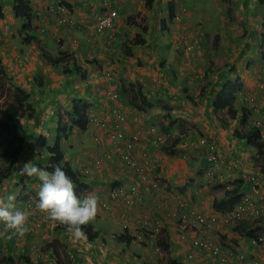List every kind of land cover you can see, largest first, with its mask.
Wrapping results in <instances>:
<instances>
[{
  "label": "crops",
  "instance_id": "obj_1",
  "mask_svg": "<svg viewBox=\"0 0 264 264\" xmlns=\"http://www.w3.org/2000/svg\"><path fill=\"white\" fill-rule=\"evenodd\" d=\"M55 1L29 0L31 32L40 39V47H37L22 41L20 27L24 20L14 15L12 0H0V66L9 81L31 96L27 102L37 103V111L32 113L35 114L33 121L28 120L27 126H22L25 134L29 138L34 135L49 137L51 144L46 146H52L59 133L58 126L63 123L62 111L66 109L71 113L74 106L80 105L78 100L90 104L93 112L111 122L105 102V91L109 90L103 88L111 90L113 83L108 78L113 75L119 88L137 87L132 107L125 106L127 134L141 136V150L134 148L133 156L137 159L146 151L150 166L156 167L153 174L156 177L152 182L143 183L118 158L106 159L111 152V142L101 133L106 129L89 132V136L99 132L104 136L96 144L90 137V140L83 137L92 129L90 125L83 132L75 124L68 125L69 134L60 139L64 154L61 164L67 162L78 171L89 164L92 155H100L102 160L105 156V164L100 168L90 166L89 172L81 178L80 193L87 191L103 198L105 186L112 183L126 188L134 186L139 196L131 208L111 204L110 212L105 213V210L97 214L89 223L96 237L75 241L66 226L50 220L38 208L39 181L20 174V167L28 161L42 169L53 164L52 156L43 145L23 143L24 140L10 175L0 185V194L15 195L16 209L28 214V231L19 236L11 230L6 231L4 223L0 222V264H79L83 258H91L94 262L101 260L103 264H164L171 259L179 264H208L213 258L204 251H200L201 258L198 251L195 258L193 255L188 259L192 251L189 239L201 237L207 230L202 232L200 225L193 224L186 232L187 239L180 240L176 229V204L180 200L188 202L179 193L190 188L189 193L193 195L188 203L190 208L206 216L235 204L231 206V201L225 200L224 191L219 193L218 189L224 187L212 191L211 185L202 191L200 185L204 182L198 172L208 156L204 155V160L199 153L205 149L197 143L199 136H208L215 142L220 158L214 161L215 171L224 180L236 182L230 188L240 186L236 194L264 198L263 177L256 169L261 159L256 158L255 147L248 144L244 136V131L254 125L253 120H264V92L256 87V80L264 83V0H151L149 4L146 0H118V18L113 28L103 35L93 29L98 16L108 9L102 8L100 1L64 0L73 16L67 28L60 26L49 10ZM53 31L69 42L73 38L77 40L62 53L47 46L53 41ZM137 38L144 39L143 43H135ZM187 40L194 42L193 49L181 46ZM254 41L258 43L256 49ZM140 50L137 54L140 61L135 63L136 52ZM43 51L48 53L51 63L46 61ZM64 54L74 60L62 58ZM233 80L238 87L252 89L251 93L260 103L259 111L248 116L241 129L239 114L227 125H222L211 108L222 87ZM233 107L236 108V104ZM70 116L74 122L75 116ZM158 124L164 127L173 143L168 150L151 145L153 135L148 127ZM77 129L82 134L79 142L73 143V133ZM186 130L188 138H179ZM71 143L72 150H65L64 146ZM181 151H190L192 163L181 158ZM224 180H216L213 184H222ZM251 183L257 185L259 194L252 190ZM144 213L160 217L162 221L156 242L165 250V258H160L147 244L145 236L149 231L137 229L135 220L131 221L135 215ZM261 215L247 213L235 226L217 223L222 240L239 244L234 246V251L225 249L230 264H264V244L254 243L249 235L256 228H264ZM124 225L128 228L124 232L126 235L121 236ZM209 235L206 237L218 242V234L217 237ZM50 243L56 244L60 257H56ZM68 251L76 260L68 258Z\"/></svg>",
  "mask_w": 264,
  "mask_h": 264
},
{
  "label": "built area",
  "instance_id": "obj_2",
  "mask_svg": "<svg viewBox=\"0 0 264 264\" xmlns=\"http://www.w3.org/2000/svg\"><path fill=\"white\" fill-rule=\"evenodd\" d=\"M102 2L105 6L108 7L107 12L103 13L98 17V20L95 25V30L99 34L110 30L115 23V20L118 17V10L116 6H113V0H98ZM51 6H49L50 12L54 15L55 20L59 24H67L71 20V12L68 7L62 4L61 0H56ZM264 71V69H263ZM112 80V77L108 78ZM260 90L264 92V83L260 82L258 84ZM112 100L118 98L116 91H112L110 94ZM237 98L244 104H249L252 112L258 110V102L252 94L239 90L237 92ZM111 113L114 117L113 124L114 128L109 131L108 136L114 145L117 160L124 164L129 171H131L134 176L138 177L139 180L143 183L147 182L149 179L148 167L150 166L151 160L148 159L147 152H140V156L134 157L133 150L134 148L141 150V137L137 133L127 134V124H126V115L125 113L117 106L111 108ZM95 123L100 126H104V123L98 122ZM256 126L260 128L262 133V141L264 143V120H257ZM94 140L98 139V136L93 137ZM200 144L204 146L208 151V161H215L216 155L214 154L215 146L213 143L208 142V140L200 139ZM165 143V137L162 134H156L151 141L153 147H159ZM141 157L144 159L142 160ZM103 164L101 157H95L89 161L88 166H94L100 168ZM88 166H86L83 172H87ZM154 167V165H153ZM206 175L211 174V168L207 167L204 169ZM254 180V178H251ZM149 182V181H148ZM253 191H257L255 187L252 186ZM84 197V196H83ZM82 197V198H83ZM137 199V192L134 186L126 188L120 185H110L106 191V196L99 200L98 213L110 211L111 204L118 203L122 207L131 206ZM176 229L179 233L180 239L185 240L186 232L189 231V228L193 224L202 225L204 227L210 228L217 223L233 226L236 225L247 213H264V204L257 205L256 201L251 195L244 194L242 195L235 204L223 211L216 212L212 215L206 216L198 211H195L190 208L188 202L180 200L176 204ZM97 213V214H98ZM138 228L145 229L149 231L148 240L149 243L153 246L154 252L157 254H162L163 251L161 247L156 242V237L162 229V221L157 217H144L136 220ZM127 226V225H124ZM252 241L254 243L264 244V233L255 234ZM192 251L187 255L188 259H192L194 255V250L206 252L213 260L208 264H230L229 255L222 250L221 245L209 238H193L189 239ZM72 256V255H70ZM80 264H103L101 260L91 261L89 258H83L82 263Z\"/></svg>",
  "mask_w": 264,
  "mask_h": 264
},
{
  "label": "clouds",
  "instance_id": "obj_3",
  "mask_svg": "<svg viewBox=\"0 0 264 264\" xmlns=\"http://www.w3.org/2000/svg\"><path fill=\"white\" fill-rule=\"evenodd\" d=\"M61 2H62V0H61ZM101 4H102V8L105 7V5L102 2H101ZM113 6H116L117 10H119L118 0H113ZM107 10L108 9H106L105 11L107 12ZM70 12H71V10H70ZM103 13H105V12H103ZM103 13H101L99 16H101ZM118 15H119V12H118ZM71 20H73L72 13H71ZM97 20H98V18L93 23V29L94 30H95V25H96ZM108 31H106V32H108ZM95 32H96V30H95ZM106 32H104L103 34H105ZM110 33H112V32H110ZM97 34L103 35V34H99V33H97ZM73 41H76V39L73 38ZM187 48H191V45L188 44ZM89 57L93 58V56H89ZM262 60L264 61V57L262 58ZM262 69H264V65H263ZM113 80H114V77L112 76V81ZM233 81H235V80H233ZM259 83L260 82H258V81L256 82V87H258ZM239 90L247 92L249 94H252L253 96H254V93H251L252 91H250L249 89H245V88L238 87V86L234 90V93H233V106H234V104H238V103L241 104V107H240L241 113L239 115V118H241L243 108L245 109L247 115L250 118V116L255 115L259 111L260 103L256 99L259 107H258V110L256 112H252L249 104H244L237 98V92ZM112 91H116L118 94V98L116 100H112L110 98V94ZM106 95H107L106 96V102H108V114H109V116L112 117L111 122L106 120V118L104 116L99 115L100 117L96 118V117L90 115L89 111H91L92 113H94V112H93V110H89L88 108L85 110V113L87 116V127H88V125H90V126L94 125L92 127H94L96 129L95 131L106 129V132H104V133L107 135V134H109V127H111V129L114 128V124H113L114 117L111 113V108L113 106H117L123 112H124V110L119 105L120 93L117 90H110L109 92H107ZM79 106H82V105H79ZM235 109L237 111V114H239L237 108H235ZM70 114H72V112ZM125 115L127 118L126 113H125ZM64 116L65 115H62V120H63ZM97 120H99L98 122L104 123L105 125L104 126H100L99 124L97 125L95 123ZM63 121H64L63 123L65 124V119ZM256 122H257V120H255V121L253 120L254 125H252L251 127L255 126L257 129H259L260 137H262L261 130L259 127L256 126ZM73 124H74V122H73ZM126 124H127V120H126ZM68 127H70V126H68ZM92 127H90V128H92ZM95 131H93V132H95ZM99 133H94L90 137L91 140L93 142H95L96 144H98L99 140L101 139V134H99ZM96 135L98 136V139L94 140L93 137ZM108 139L110 140L109 136H108ZM110 142L112 143L111 140H110ZM208 142H210V141L208 140ZM211 143H213V142H211ZM42 145L44 146L45 149L47 147H51V146H46V144L44 143V140H43ZM199 145L202 146L200 144V142H199ZM52 146H53V144H52ZM214 146H215V150H214V154H215L217 152V148H216L215 144H214ZM202 147L205 148L204 146H202ZM114 150H115V148H114ZM206 151L209 153V151L207 149H206ZM46 152H47V149H46ZM49 155H51V154H49ZM115 156H116V152H115ZM95 157H101V156L92 155L90 157L89 161L94 159ZM89 161L87 163H89ZM46 166H48V165H46ZM86 166H88V165H86ZM84 168L82 170H78V171L76 170V173L78 174V184L74 183L72 181V179L68 176V174L59 165H57L54 168V170L48 171V170L40 168L37 164L33 163L32 161H28V162L24 163L23 166L20 167V170H19L21 175H26L28 177H35L39 181L38 204H37L38 208L41 211L45 212L47 214V217L50 220L57 222L60 225L66 226L68 232L71 233L72 239L75 241H81V240L86 241L87 240L86 233L83 231V226L89 224L90 222H92L96 218L97 213H98V207H99L98 195H96L95 193L87 192V191L82 192V193H80V190H79V192L75 191L77 186L82 185L81 178H84L86 176V174L89 172V170L87 172H83ZM89 168H90V166H88V169ZM251 181H253V180L251 179ZM242 195H244V194H242ZM138 198H139V196H137V199ZM15 199H16V197L14 194H9L7 192L4 194H0V222L4 223L6 231L11 230V232L13 234L23 236L28 231V227H27L28 214L24 211L16 209V206L14 203ZM108 212H110V211H107L105 213H108ZM139 219H141V218H139ZM135 224H136V220H135ZM137 226H136V228H137ZM127 228H128V226H121V230L123 231L121 233L122 234L121 236L126 235L124 232L127 231ZM141 230H143V229H141ZM147 234L149 235V233H147ZM145 237H146L147 244L154 251L153 246L149 243L148 236L146 235ZM158 245L161 247L160 244H158ZM162 251H165V250H162ZM70 255H72V256H70ZM157 255H159V254H157ZM68 258H70V259L73 258V260H76V259H74L75 257L73 255V253H71L70 251H68ZM161 258H163V257H161ZM89 259L91 260V258H89ZM79 264H80V262H79Z\"/></svg>",
  "mask_w": 264,
  "mask_h": 264
},
{
  "label": "rangeland",
  "instance_id": "obj_4",
  "mask_svg": "<svg viewBox=\"0 0 264 264\" xmlns=\"http://www.w3.org/2000/svg\"><path fill=\"white\" fill-rule=\"evenodd\" d=\"M62 1H64V0H62ZM94 1V0H93ZM54 4H56V3H54ZM70 9V8H69ZM101 10V9H100ZM99 10V11H100ZM72 13V12H71ZM203 19H204V17H203ZM73 22V20H70L67 24H61L60 26H62V27H64V28H67V27H69V26H71V23ZM66 25V26H65ZM31 34L32 35H35L36 33H34V32H31ZM51 39L53 40L52 41V43L49 41L48 42V44H47V46L48 47H55V50H60V51H62V53H65V51H67V50H69L70 49V43L71 44H73V43H75V42H73V39L71 40V42H69V39H67V38H64L63 36H61L60 34H57V33H55V31H53V35H52V37H51ZM77 40V39H76ZM254 44H252L251 45V47L253 46V48L254 49H256V45H258V43H256V41H254L253 42ZM188 44H190L191 45V48L190 49H193L194 47H195V44H194V42L192 41V42H189L188 40H187V43H185V44H182L181 46H183V47H186ZM145 45V44H144ZM250 47V48H251ZM69 53H71L72 54V51H69ZM139 53H141V50L139 51V52H136V57L134 58L135 60V63H137L138 61H140V58L139 57H137V54H139ZM61 56V55H60ZM68 55L67 54H64L63 56H62V58H64L65 57V59L66 60H74V58L73 57H67ZM67 57V58H66ZM225 62L226 61H224V60H221V63H223V64H225ZM59 65H61V64H59ZM209 66V65H208ZM58 68L59 69H62V67L61 66H58ZM231 75V74H230ZM113 76V75H112ZM114 77V80L112 81V83H113V85H111V90H117L119 93H120V102H119V105L121 106V108L124 110V112H125V106H131L132 107V100H133V98L135 97V90H137V87H130V86H128V87H125V88H123V87H121V88H119V84H117V83H119L118 81H117V79H116V77L115 76H113ZM197 79V78H196ZM258 79V78H257ZM10 79L5 75V81L4 82H2V83H0V118L3 116V114H2V112L1 111H3L4 110V106H5V103H8V102H11V101H13V90L10 88V86H9V84L8 83H12V81H9ZM256 81H258V80H256ZM258 82H262V81H258ZM12 84H14V83H12ZM255 84V83H254ZM144 87H145V85H144ZM104 89V91L105 90H109L110 91V89H109V87L107 88V89H105V88H103ZM246 89V88H245ZM251 91V90H250ZM105 93H107V91H105ZM29 96V95H28ZM31 98V96H29V98L27 99L28 101H29V99ZM80 105H82V106H84V108H86L87 106H88V109L89 110H92L93 109V106H91L90 104H88V103H84V102H82L81 100H78L77 101ZM106 102V101H105ZM29 103H31V102H29ZM107 103V105H108V102H106ZM32 104V103H31ZM37 105V103H34V105L32 104V108L33 109H23V112H22V114H21V118L19 119V122H20V124L23 126V127H25V126H27V121L28 120H31V121H33V117L35 116V114H32V113H36V108H35V106ZM134 105L135 106H137L135 103H134ZM236 108H237V110H238V112H239V115H240V107H241V104L240 103H238V104H236ZM138 108H141V107H138ZM65 111H62V115H65L64 117H63V120L65 119V124L67 125V127H68V125H73V122H72V118H71V116H69L70 115V113L69 112H67L66 111V109H64ZM28 114H32V117L30 118L29 116H27ZM89 114L90 115H92V116H94V117H96V118H98V117H100L99 115H97L95 112L94 113H92L91 111H89ZM94 114V115H93ZM35 121H36V119H35ZM64 122V121H63ZM92 126H94V125H91V127ZM153 126V125H152ZM96 129L94 128V127H92V129L91 130H88V133H85L84 134V136L83 137H86L87 138V140L89 139L90 140V138L89 137H91V135L89 136V132H91V131H95ZM148 130H150V131H152V135L153 136H151V139L152 138H154V136L156 135V134H162L164 137H165V143L164 144H162L161 146H159V147H162L163 149H169V148H172V146H173V143L170 141V138H168L167 137V135H166V131L164 130V127H162V126H160V124H158V125H156V126H153V127H148ZM188 130H186L185 132H183L182 133V136H179V138H181V137H183V138H188V136H189V133L187 132ZM104 132H106V131H104ZM103 131L101 132V133H104ZM25 134V131H24V129L22 128V129H20V128H14V129H11V131H6V130H3V129H0V164L1 165H3L4 163L6 164V162H7V160L9 159L8 158V156H13L14 155V153H15V151L17 150V149H19V150H17L18 151V155L20 154V150H22V148H21V146H22V144L23 143H26L27 141H28V143H30V142H33V143H37L39 146H42V141L44 140V143L45 144H51L50 142H51V140H49V137H47V139H45V137L44 136H36V135H34V136H30V138H29V136H27L26 134ZM74 134V141H73V143L74 142H79V139H80V137H81V134L82 133H80L79 132V130L77 129V132H75V133H73ZM106 135V134H105ZM108 135V134H107ZM107 135H106V139H108V137H107ZM25 137V138H24ZM53 137H55V135H53ZM104 138V136L103 135H101V139H103ZM204 139V140H209L210 142H213L214 144H215V142L213 141V140H210L209 139V137L208 136H199L198 137V139H197V143L199 144V139ZM24 140H26L25 142H23ZM109 140V139H108ZM23 142V143H22ZM109 142H110V140H109ZM141 142H142V138H141ZM73 143H71L70 145H68V144H66L65 146H64V148H65V150L67 149V150H72V147H73ZM111 144V152H110V154H108V155H106V159H111V160H113L114 161V159H116V156H115V150H114V145L112 144V143H110ZM69 146H72V147H69ZM200 146V145H199ZM200 147H202V146H200ZM178 148H180V147H178ZM203 148V147H202ZM166 150V151H167ZM190 151H181L180 152V155H181V158H183V159H185L186 161H190L191 163H192V160H193V158H192V156L193 155H191L190 153H189ZM203 157H204V160H205V156H208L209 155V153L206 151V149H203V151H200L199 152ZM205 155V156H204ZM218 155V154H217ZM100 156V155H99ZM220 158H219V156H218V159H217V157H216V159H215V162H217L218 160H219ZM209 161H208V159H207V162L206 161H203V163H202V165H201V167H199L200 169H199V172H198V175H200L201 176V178H202V180H203V184L202 185H200V187L201 188H203L202 189V191H205V190H208V187H210L216 180H220V179H223L224 180V177H221V176H219V172H217V171H215V170H217L216 168L217 167H215L216 165H215V162L214 161H211V164H209L208 163ZM103 164H105V156H103ZM207 167H210L211 168V174L210 175H206L205 174V168H207ZM155 169H156V167H153V166H149L148 167V175H149V179H148V181H151L152 182V179H154L156 176H153V174H154V172H156L155 171ZM236 181H240V179H236ZM155 183H157V185H158V182L156 181ZM155 183H153V185L154 186H156V184ZM233 183H236V182H234V181H231V180H224V182L221 184L224 188H220V189H218V191H219V193H222L223 194V191H225L226 189H227V187L228 188H230V186L233 184ZM110 185H112V183H110V184H108V186L106 187L105 186V192H104V196H103V198L106 196V191H107V189H108V187L110 186ZM113 185H115V184H113ZM251 186H253V187H255V188H257V193L259 194L261 191H259L258 190V187H257V185H254V184H252L251 183ZM192 188H190V189H186V190H184V192L183 193H179V194H181V195H184L185 197H186V199H187V201H188V203L190 202L189 200H191V199H193V195H190L191 193H189L190 192V190H191ZM248 195H250V194H248ZM191 196H192V198H191ZM252 196V195H251ZM253 197V196H252ZM260 198V197H259ZM100 199H102V198H99V200ZM255 199V201H256V204L257 205H259L258 203L259 202H262V201H264V198L262 197V198H260V199H257V198H254ZM138 200H136V202H137ZM133 205V204H132ZM132 205L131 206H129V207H122V206H120L119 204H118V206L119 207H121V208H131L132 207ZM123 211H125V210H123ZM262 215L261 216H264V213H261ZM256 216H259V215H256ZM144 217H151L149 214H138V215H135L134 217H133V219L131 220V221H134V220H138L139 218H144ZM157 218H160V217H157ZM242 220V219H241ZM240 220V221H241ZM239 221V222H240ZM135 222V221H134ZM238 222V223H239ZM237 223V224H238ZM236 224V225H237ZM136 225V224H135ZM217 225H219V224H216V225H214V226H212V227H210V228H207V227H204V226H202V225H200L201 226V231L202 232H206V230H207V233H202V235H201V238H209V239H212L211 237H206V236H208L209 234V236H212V235H214L215 237H217V234L219 235V238H218V242H219V244L221 245V247H222V250L223 251H225L226 253H227V251L225 250L226 248H229V249H232V251H234V246H238L239 244L238 243H236V242H232V241H230V240H222L221 239V233L219 232V231H217ZM137 226V225H136ZM193 226V225H192ZM233 226H235V225H233ZM193 228H195V227H193ZM190 230H191V228H190ZM143 233H145L144 231H142ZM214 232L216 233V234H214ZM253 232L255 233V232H257L256 234H258V233H264V228H256L255 230H253ZM201 233V232H200ZM253 233V234H254ZM162 234V237H163V233H161ZM160 234V235H161ZM187 239V238H186ZM185 239V240H186ZM180 240H183V239H180ZM213 240V239H212ZM228 241V242H227ZM189 245H190V242H189ZM163 247V246H162ZM228 249V250H229ZM238 250V249H237ZM236 250V251H237ZM199 250H195L194 251V257L193 258H195V252H198ZM200 252V251H199ZM202 252H200V253H198L200 256H199V258H201L202 256H203V254H201ZM228 255H229V253H227ZM207 255V254H206ZM159 257L161 258V257H163V258H165L166 256L163 254H159ZM208 257L209 258H211V256H209L208 255ZM207 257V258H208ZM206 258V257H205ZM73 259V258H72ZM210 262V261H209Z\"/></svg>",
  "mask_w": 264,
  "mask_h": 264
},
{
  "label": "trees",
  "instance_id": "obj_5",
  "mask_svg": "<svg viewBox=\"0 0 264 264\" xmlns=\"http://www.w3.org/2000/svg\"><path fill=\"white\" fill-rule=\"evenodd\" d=\"M151 0H146V3H150ZM62 4H64L66 7H69L68 4H66L65 1H62ZM12 9L14 12V15L19 18H23L24 22L21 24V31L23 32L22 41L26 44H34L37 47H40V39L30 34L31 33V6L29 0H12ZM1 10V8H0ZM0 13V17H1ZM143 29V28H142ZM264 40V39H263ZM135 43L142 44L144 39L137 38L134 40ZM44 57L46 58V61L48 63H51V59L45 51H43ZM213 64V63H211ZM227 64V62H225ZM5 81V72L0 66V83ZM3 84V83H2ZM10 88L13 90V101L5 103L4 110L1 111L3 116L0 118V129L11 131V129L14 128H20L22 129V125L19 122V119L21 118V114L23 112V109H30L31 104L27 102L28 94L26 91H24L22 88L16 86L15 84L8 83ZM237 88V84L235 81L233 83L227 84L222 87L221 92L217 94L215 97L214 102L211 104V108L213 111V114L215 115L216 119L222 123V125H227L229 121L234 120L237 115L236 109L233 107V93L234 90ZM224 93H227L224 95ZM72 115L75 116L74 124L80 131H86L87 127V116L85 113V108L83 106H74L72 109ZM30 118L32 117L31 114H28ZM248 119V115L245 111V109H242V115L240 120V129L243 127V125L246 123ZM59 127V133L56 135L54 139L53 146L47 147V152L51 154L53 159V164L44 167L43 169L52 171L54 168L59 165L62 167V169L68 174V176L72 179V181L76 184H78V174L76 171H74L70 165L67 162H64L61 164V161L64 157L63 152L60 149V139L61 137H66L69 134L70 128L66 127L64 123L60 124ZM244 136L247 140L248 144H251L256 149V158L261 159V161L258 163L257 161V171L262 174L263 181H264V143L260 137V131L255 126L247 129L244 131ZM25 138V137H24ZM43 143V141H42ZM19 150V149H17ZM15 151L13 156H8V160L5 164V166L0 164V185L8 175H10L11 168L13 164L16 162V159L18 158V151ZM216 157L218 159L217 152L215 153ZM211 164V162H208ZM218 187H223L219 183L212 184L211 190ZM240 186H232L229 190L226 189L225 196L227 201H231V206L242 196L241 194H236L237 189ZM81 186H77L75 191L79 192ZM235 194V195H234ZM230 206V207H231ZM255 230V229H254ZM83 231L86 233L88 240H93L96 237V233L92 231L91 225L87 224L83 226ZM250 231L249 235L254 237L257 232ZM53 248V252L55 253L56 257H60L59 249L57 248L55 243L49 244ZM75 259V258H74ZM164 264H179L176 260L171 259L167 260Z\"/></svg>",
  "mask_w": 264,
  "mask_h": 264
}]
</instances>
